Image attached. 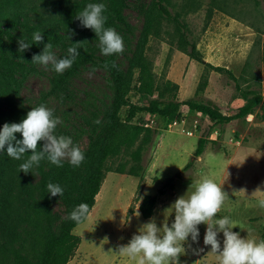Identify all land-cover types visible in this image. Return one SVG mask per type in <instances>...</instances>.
<instances>
[{
  "label": "rangeland",
  "instance_id": "obj_1",
  "mask_svg": "<svg viewBox=\"0 0 264 264\" xmlns=\"http://www.w3.org/2000/svg\"><path fill=\"white\" fill-rule=\"evenodd\" d=\"M150 1L130 0L131 4L124 8L132 28L123 40L124 51L118 55L124 69L129 67V56L134 54L143 29L145 15L140 6ZM173 1L172 9L182 14L190 37L211 65L181 48L175 24L166 21L162 36H152L147 49L158 81L169 86L178 84L171 94L180 100L213 102L227 114L244 105L248 101L246 95H253L251 91L264 95V0ZM59 5H67V0H0V9L16 19L10 28L12 45L18 49L20 39L34 42L32 34L48 18H55ZM43 48L41 43L30 46L28 56L21 58L20 91L15 100L3 105L0 129L5 123H20L32 108L43 104L60 120L55 134L71 137L85 156L91 136L96 133L94 129L101 127L104 111L113 99L107 72L98 64L83 66L58 85L59 73L51 64L32 63V57L41 54ZM52 52L57 59L66 57L59 47H53ZM131 97L135 103L146 104L153 96L133 93ZM182 111V119L158 120L143 114L144 124L158 126L159 132L145 152L142 176L129 171L135 163L132 148L109 159L90 218L73 230L81 236V242L68 264H136L120 255L119 246L127 245L150 220L160 228L164 224L171 226L175 217L171 205L188 190H194L190 185L204 178L213 179L228 194L215 218L229 217L233 232L260 242L264 230V208L259 206V200L264 199V98L250 114L251 121L246 119L248 115L220 124L187 106ZM15 135L22 139L20 133ZM201 135L211 140L204 153L195 158ZM42 146L43 142H38L37 150ZM29 155L30 151L15 160L7 155L6 146L0 152V257L6 254V245L30 244L39 223L58 230L73 209L88 172V160L75 167L65 158L62 167L44 159L25 174L19 165ZM191 160L195 161L193 167L182 171ZM174 176V189L167 186L166 192L159 195L154 214L144 217L140 210L144 197L158 193ZM48 183L58 184L63 195L52 197ZM257 188L262 192H255ZM206 228V224L198 225V242L189 237L183 243L179 264H219L211 246L203 243ZM223 238V233H219L221 249Z\"/></svg>",
  "mask_w": 264,
  "mask_h": 264
},
{
  "label": "trees",
  "instance_id": "obj_2",
  "mask_svg": "<svg viewBox=\"0 0 264 264\" xmlns=\"http://www.w3.org/2000/svg\"><path fill=\"white\" fill-rule=\"evenodd\" d=\"M89 3L104 4L106 10L103 15L107 17L105 28L115 29L123 40L128 38L132 28L125 16L124 8L131 4L130 0H67V5H59L56 8L55 18H48L39 30L43 34L42 45L50 42L53 47H59L66 56L69 47L77 42H84L78 47L80 54L75 58L72 67L56 75L58 85L69 80L80 67L98 64L105 69V63L111 65L115 62L117 65V68L105 69L113 99L104 111L101 127L98 130L94 129L96 133L91 136L89 150L85 155V159L89 161L88 172L71 212L81 203L88 204L92 211L108 171L109 159L120 155L124 150L132 148L135 163L131 165L130 173L142 176L145 170L143 163L145 152L159 132L158 126L144 124L143 114H150L158 120L182 119L184 116L182 108L187 106L189 110L199 112L211 121L225 124L254 113L264 98L261 93L251 91L253 95H246L248 101L244 105L231 109V112L227 114L223 112L221 106L213 102L199 101L194 98L180 100L176 95L171 94L178 88V84L169 86L158 81L147 49L152 36H162L166 21L175 24V32H177L178 44L181 48L188 50L198 61L211 65L210 62H206L197 43L190 37L189 26L183 20L182 14L172 9L173 0H151L147 5L140 6L144 12L145 21L136 50L132 56H129L127 69L122 67L119 54L104 56L99 38L94 31L82 27L80 21L76 19ZM10 14L0 9V118L4 117L1 114L3 105L15 100V95L20 91V74L23 73L21 58L29 54V48L19 52L11 43L10 28L16 19ZM30 45L38 46L34 42H30ZM217 68L224 67L217 66ZM133 93L153 97L148 103L139 104L132 100ZM210 140L207 135L199 136L194 152L195 158L204 153ZM194 162V160L189 161L182 171L193 167ZM176 177L168 178L158 193L147 194L144 197L140 205L144 217H151L154 214L159 195L166 192L167 186L174 189ZM71 212L58 230L39 223L36 228V237L32 238L30 244L23 247L6 245L4 249L7 252L0 257V264H68L81 242V236L73 232L79 224L69 219ZM259 240L264 241V230Z\"/></svg>",
  "mask_w": 264,
  "mask_h": 264
},
{
  "label": "clouds",
  "instance_id": "obj_3",
  "mask_svg": "<svg viewBox=\"0 0 264 264\" xmlns=\"http://www.w3.org/2000/svg\"><path fill=\"white\" fill-rule=\"evenodd\" d=\"M106 6L102 3H89L76 17L84 28L94 31L99 38L101 52L104 56L119 54L124 51L123 38L115 29L105 28L107 17L103 15ZM34 43L43 42V34L36 31L32 34ZM84 42H77L67 49V56L57 59L52 52L53 45L48 42L39 55L32 57V63L47 66L52 65L55 72L62 74L72 67L75 58L80 54L78 47ZM18 51L23 52L31 45L18 41ZM105 69L117 68L115 62L111 65L105 63ZM252 116L246 119L251 121ZM60 123L54 118L51 109L43 104L32 108L20 123H5L0 129V152L6 146L7 155L20 160L26 152H31L28 159L19 165L20 172L28 174L30 169L38 166L41 160L47 159L51 164L62 167V160L79 167L85 156L80 148L73 144L71 137L55 134ZM95 123H100L95 121ZM20 133L22 139H17ZM43 142L39 151L38 142ZM194 188L181 197H178L171 209L174 210V222L169 226L164 224L158 227L154 220L145 223L134 234L127 245H120L118 252L127 256L136 264H179V256L184 252L183 243L191 237L193 242L199 240L198 225L206 224L203 243L211 246V252L216 254L219 264H264V241L242 238L238 232H233V222L227 216L216 219L228 194L211 178H204ZM47 190L52 197L63 195V189L58 184L48 183ZM255 192H262L259 188ZM259 206L264 208V199L259 200ZM91 210L88 204L81 203L71 212L69 219L77 224L90 218ZM223 233V247L218 234ZM162 233V234H161ZM200 252L203 249H199Z\"/></svg>",
  "mask_w": 264,
  "mask_h": 264
},
{
  "label": "built area",
  "instance_id": "obj_4",
  "mask_svg": "<svg viewBox=\"0 0 264 264\" xmlns=\"http://www.w3.org/2000/svg\"><path fill=\"white\" fill-rule=\"evenodd\" d=\"M175 123H178L177 121Z\"/></svg>",
  "mask_w": 264,
  "mask_h": 264
}]
</instances>
